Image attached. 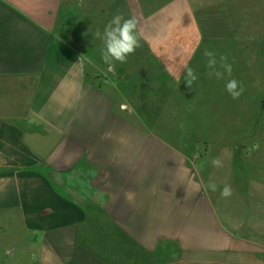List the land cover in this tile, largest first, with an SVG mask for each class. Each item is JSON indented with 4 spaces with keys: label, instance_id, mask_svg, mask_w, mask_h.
<instances>
[{
    "label": "crops",
    "instance_id": "1",
    "mask_svg": "<svg viewBox=\"0 0 264 264\" xmlns=\"http://www.w3.org/2000/svg\"><path fill=\"white\" fill-rule=\"evenodd\" d=\"M220 3L0 0V264H264V220L216 213L162 136ZM117 14L141 46L109 65L95 34Z\"/></svg>",
    "mask_w": 264,
    "mask_h": 264
},
{
    "label": "rangeland",
    "instance_id": "2",
    "mask_svg": "<svg viewBox=\"0 0 264 264\" xmlns=\"http://www.w3.org/2000/svg\"><path fill=\"white\" fill-rule=\"evenodd\" d=\"M205 11L202 24L209 41L203 53L206 49L214 52L221 71L219 58L226 56L232 74L217 79L205 67L201 82L191 89L185 85L179 92L162 136L175 144L186 140L187 146H182L191 153L189 164L203 188L209 182L217 184L216 192L206 191L216 213L236 214V220L252 224L264 220V0H222L219 10L206 7ZM233 78L245 89L239 99H232L225 89ZM213 158H219L223 167H213ZM225 184L232 187L230 198L220 195ZM262 232L258 227L254 236L258 242L264 241ZM15 238L0 240V259Z\"/></svg>",
    "mask_w": 264,
    "mask_h": 264
},
{
    "label": "clouds",
    "instance_id": "3",
    "mask_svg": "<svg viewBox=\"0 0 264 264\" xmlns=\"http://www.w3.org/2000/svg\"><path fill=\"white\" fill-rule=\"evenodd\" d=\"M96 38L102 39L104 43V51L102 52V60L105 64L112 65L114 61L126 63L128 56L135 53L141 46L140 37L138 34V20L130 16L125 18L123 15H115L105 26L103 35L99 31L95 34ZM203 55L207 58L206 67L210 69V76H215L217 79H223L225 74L231 76L232 64L227 62L226 56L219 58V68L217 69V58L214 52L205 50ZM170 75H174L171 69H167ZM198 80V75L194 69L185 66V81L191 89L194 83ZM225 89L232 99H239L244 92L242 82L236 79H229L226 82ZM211 164L215 168L223 167V162L219 158H213ZM216 192L218 186L214 182H209L206 191ZM222 198H230L233 195L232 187L225 184L220 189Z\"/></svg>",
    "mask_w": 264,
    "mask_h": 264
}]
</instances>
